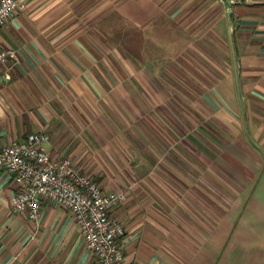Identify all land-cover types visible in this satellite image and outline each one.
Instances as JSON below:
<instances>
[{
	"label": "crops",
	"instance_id": "1",
	"mask_svg": "<svg viewBox=\"0 0 264 264\" xmlns=\"http://www.w3.org/2000/svg\"><path fill=\"white\" fill-rule=\"evenodd\" d=\"M23 1L0 26L17 50L0 142L48 134L53 158L125 191L127 262L264 264V0ZM19 189L0 169V264H96L68 209L30 220Z\"/></svg>",
	"mask_w": 264,
	"mask_h": 264
},
{
	"label": "built area",
	"instance_id": "2",
	"mask_svg": "<svg viewBox=\"0 0 264 264\" xmlns=\"http://www.w3.org/2000/svg\"><path fill=\"white\" fill-rule=\"evenodd\" d=\"M26 9L27 3L23 0H0V26ZM16 60V49L0 47V69ZM49 139L48 134L39 133L23 141L0 142V169L14 175L20 183L12 199L14 209L37 221L43 215L44 206L55 203L73 214L96 264H143L126 261L125 226L110 215L114 207L127 200L126 192H106L72 159L53 158L45 148Z\"/></svg>",
	"mask_w": 264,
	"mask_h": 264
},
{
	"label": "rangeland",
	"instance_id": "3",
	"mask_svg": "<svg viewBox=\"0 0 264 264\" xmlns=\"http://www.w3.org/2000/svg\"><path fill=\"white\" fill-rule=\"evenodd\" d=\"M101 28H104V29H107V30H115L114 34L115 33H122L123 31V22L122 20L118 17L115 19V22H113L112 25H114L111 29L110 28H107V26L109 25L108 23V18L101 23ZM117 42H120L122 44V41H123V36H119L116 38Z\"/></svg>",
	"mask_w": 264,
	"mask_h": 264
},
{
	"label": "water",
	"instance_id": "4",
	"mask_svg": "<svg viewBox=\"0 0 264 264\" xmlns=\"http://www.w3.org/2000/svg\"><path fill=\"white\" fill-rule=\"evenodd\" d=\"M226 1L229 3L230 7H232L233 3L231 2V0H226Z\"/></svg>",
	"mask_w": 264,
	"mask_h": 264
}]
</instances>
